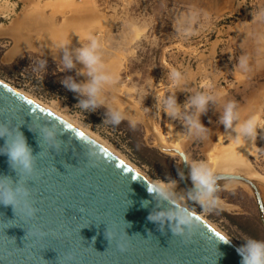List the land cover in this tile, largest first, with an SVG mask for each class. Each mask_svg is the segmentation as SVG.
Here are the masks:
<instances>
[{"label":"rangeland","instance_id":"rangeland-1","mask_svg":"<svg viewBox=\"0 0 264 264\" xmlns=\"http://www.w3.org/2000/svg\"><path fill=\"white\" fill-rule=\"evenodd\" d=\"M258 13L252 0H0V83L102 141L147 180L166 182L173 190L181 159L163 151L159 140L181 150L190 177L198 164L212 172L214 157L215 162H227L224 153L235 150L238 140L245 141L238 147L245 145L248 153L241 149L240 156L247 164L243 169L233 165L242 171L231 172L254 178L264 215V75L258 74L264 71V60L258 59L260 53L253 60V47H264V28L253 22ZM89 35L100 44L102 70L113 77L102 90L105 106L127 117L116 126L102 124L104 107L81 112L80 97L60 83L66 77L77 82L86 77L79 74L78 63L61 71L57 45L67 42L74 50L88 44ZM40 59L46 61L42 79L32 72ZM173 69L181 74L175 87L169 78ZM198 93L213 100L198 114L205 130L189 136L185 121L165 112L164 101L174 97L181 116H192ZM228 103L235 118L225 127L221 117ZM251 146L253 150L246 149ZM215 195L218 203L211 211L189 197L184 203L192 216L235 248L246 238L264 241V226L247 184L218 185Z\"/></svg>","mask_w":264,"mask_h":264},{"label":"water","instance_id":"water-1","mask_svg":"<svg viewBox=\"0 0 264 264\" xmlns=\"http://www.w3.org/2000/svg\"><path fill=\"white\" fill-rule=\"evenodd\" d=\"M33 118L41 126L57 124L59 153L41 149L37 131L30 130L36 126ZM0 120L18 126L34 156L40 152L32 181L27 182L37 214L29 218L22 204L15 212L11 205L0 204V264H239L236 248L194 216L197 228L190 237H174L167 228L161 234L146 217L169 205L154 198L150 192L155 187L143 174L104 148L102 141L2 83ZM5 139L0 138V147ZM88 148L95 161L87 157ZM173 152L181 159L179 186L192 201L194 185L188 182L186 156ZM0 176L11 178L13 184L18 179L6 154H0ZM214 176L216 189L228 179L247 184L264 226L254 183L237 174Z\"/></svg>","mask_w":264,"mask_h":264},{"label":"clouds","instance_id":"clouds-1","mask_svg":"<svg viewBox=\"0 0 264 264\" xmlns=\"http://www.w3.org/2000/svg\"><path fill=\"white\" fill-rule=\"evenodd\" d=\"M258 18H264V12L258 13ZM89 43L70 50L67 42H61L57 47L61 50L60 62L62 65L61 71L72 70L78 63L82 65L79 74L84 75V81L77 82L72 77H66L60 83L69 91L77 94V107L81 112L95 111L99 107L106 109L105 119L102 124L116 126L124 121L127 117L120 110L105 106V101L102 96V90L106 85L113 82L112 75L104 72L98 48L100 44L95 36L87 37ZM46 61L44 59L37 60L32 65V72L43 78ZM246 66V58L240 59V67ZM169 78L172 86L175 87L180 81L181 74L175 69L169 73ZM213 100V97L198 93L192 103L196 106L197 113L192 116H181L179 108L175 104L174 97L165 98L164 109L171 117H180L185 121L187 134L189 136H197L202 133L205 128L199 123L198 114L204 110L207 101ZM235 118L233 112V104L225 105L224 114L221 117V122L225 127L231 126L232 120ZM36 126L30 127V130L37 131L38 143L43 150L46 146L60 152L61 141L57 139V124L53 123L51 127L41 126L37 122V118H33ZM131 127H134V121H129ZM18 126H14L8 120H0V138H6L3 147H0V154H6L9 167L16 173L18 179L15 184L11 178L0 176V204L5 206L11 205L15 212L18 205H23L26 215L31 218L37 214V210L31 203V189L28 186V181H32L31 177L35 170V164L40 152L35 156L32 154L31 148L26 144L23 135L17 131ZM242 131H247V125L242 126ZM86 155L89 159L95 161L96 155L88 148ZM191 179L194 184V190L190 193L191 199L197 203L202 209L211 211L217 206L218 198L215 195L216 181L214 174L203 164L195 165L191 169ZM161 184H167L161 182ZM155 194V199L158 201H167L168 207L161 210H154L148 214L146 219L157 225V230L163 234L165 228L174 237H185L194 234L197 226L194 223V217L186 207H177L172 203L176 196L173 189L167 187L157 191L155 188L152 192ZM147 201L142 202V206H146ZM106 232V231H105ZM138 234V233H137ZM148 235H151L149 233ZM107 240L109 237L105 235ZM93 237V241H94ZM120 251H124L120 247ZM240 257L239 264H264V241L253 238H246L235 249ZM42 260V259H41Z\"/></svg>","mask_w":264,"mask_h":264},{"label":"bare ground","instance_id":"bare-ground-1","mask_svg":"<svg viewBox=\"0 0 264 264\" xmlns=\"http://www.w3.org/2000/svg\"><path fill=\"white\" fill-rule=\"evenodd\" d=\"M117 68V67H116ZM28 98V97H27ZM29 99V98H28ZM32 102H34V101H32ZM124 109H125V107H123ZM128 110V109H127ZM121 112H123V111H121ZM69 123V122H68ZM71 124V123H70ZM85 133V132H84ZM87 134V133H86ZM89 135V134H88ZM90 136V135H89ZM91 137H93V136H91ZM94 138V137H93ZM94 139H97V138H94ZM249 138H247V140H248ZM243 140V139H242ZM251 140V139H250ZM250 140L248 141L249 143H251L250 142ZM162 140H159L158 141V146L163 150V151H165V152H167V153H174L173 152V150H175V151H180L181 152V150L180 149H178V148H176V147H172V146H169V145H167L166 143H162L161 142ZM238 141H240V142H245V141H241V140H238ZM240 142H238V143H240ZM247 142V141H246ZM238 143H237V146H236V144H234L235 146H236V149L235 150H233V151H231L230 153H227V154H225L224 153V156H225V158H228V161L227 162H222V161H220V162H215L216 160H215V154L217 153L216 151H214V152H216L215 154H213L211 157H214V159H213V165H214V169H213V171H212V173L213 174H216V173H230V174H237V173H232L231 171L234 169H236V171L238 172V170H237V168H238V166H241L242 167V169L243 168H245L244 166H246V162H245V160H244V158H243V156H244V153L242 152V150L243 149H245V148H243V147H238ZM234 145H230V146H234ZM249 145H251V144H248L246 147H250ZM103 147L104 148H107V149H109L108 147H105L104 145H103ZM229 147V146H228ZM219 148V147H218ZM222 149H225L227 152H228V150H227V148H222ZM242 149V150H241ZM246 149H249V150H253V148H252V146H251V148H246ZM219 150H220V148H219ZM244 151V150H243ZM225 152V151H224ZM244 152H246V151H244ZM223 152H221L220 153V157H221V154H222ZM242 153H243V156H240V155H242ZM246 153H248V151L246 152ZM247 155V154H246ZM216 156H218V155H216ZM219 157V156H218ZM230 157H232V158H230ZM219 159H222V158H219ZM224 159V158H223ZM218 160V159H217ZM226 161V160H225ZM212 165V166H213ZM233 165L235 166V167H237V168H234L233 167ZM186 166H187V178H188V182L190 183V184H192V185H194L193 184V181H192V179H191V177H190V175H189V172H188V162H187V158H186ZM240 167V168H241ZM247 170H249L248 168H247ZM240 171V170H239ZM242 171V170H241ZM240 171V172H241ZM252 171V170H251ZM250 170L248 171V172H251ZM252 172H254V171H252ZM251 172V173H252ZM248 174H250V173H248ZM237 175H242V176H244L245 178H247V179H249V180H252V179H254L253 177H250V176H248L247 174H237ZM254 175V174H253ZM256 176H258L257 174H255ZM153 187H155L158 191L159 190H162L163 188H165V187H167L168 189H173L172 188V185H170V184H161V182H163V181H161V182H154V181H151V180H147ZM163 183H166V182H163ZM231 183H240V184H242L243 182H241V181H237V180H231V179H228V180H223V181H220L219 183H218V185L219 186H222V187H226V186H228L229 184H231ZM174 190H176V192L177 193H179V195H181V196H178V194H176L175 196H176V199H173L172 200V202L173 203H175L177 206H179V207H181V206H183V207H186V205H185V200L189 197L188 196V193H187V191L185 190V188H182V187H180V186H178V181H177V183H176V186H175V189ZM174 190H173V192H174ZM175 194V193H174ZM206 225V224H205ZM207 226V225H206ZM208 227V226H207ZM210 228V227H209ZM211 229V228H210ZM214 231V230H213ZM215 232V231H214ZM218 234V233H217Z\"/></svg>","mask_w":264,"mask_h":264},{"label":"crops","instance_id":"crops-1","mask_svg":"<svg viewBox=\"0 0 264 264\" xmlns=\"http://www.w3.org/2000/svg\"><path fill=\"white\" fill-rule=\"evenodd\" d=\"M254 6H256L258 8L259 13L264 12V0H252ZM257 20L259 22H257ZM254 25H259L260 24V28H264V18H258L255 17L253 19ZM254 45H255V41H254ZM263 48V49H261ZM257 53H260V55H258ZM253 60H256V56L258 55V59L260 60H264V47L260 46V47H253ZM254 74H257V72H253ZM259 75H264V71H260L258 72Z\"/></svg>","mask_w":264,"mask_h":264},{"label":"snow or ice","instance_id":"snow-or-ice-1","mask_svg":"<svg viewBox=\"0 0 264 264\" xmlns=\"http://www.w3.org/2000/svg\"><path fill=\"white\" fill-rule=\"evenodd\" d=\"M79 135H82V134H79Z\"/></svg>","mask_w":264,"mask_h":264}]
</instances>
